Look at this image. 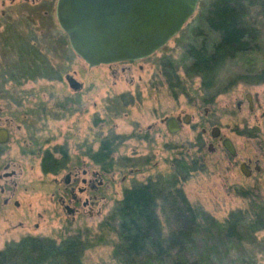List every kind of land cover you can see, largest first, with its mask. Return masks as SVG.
<instances>
[{
    "label": "rangeland",
    "instance_id": "374dc122",
    "mask_svg": "<svg viewBox=\"0 0 264 264\" xmlns=\"http://www.w3.org/2000/svg\"><path fill=\"white\" fill-rule=\"evenodd\" d=\"M207 1L199 0L195 13L165 46L149 59L132 64L130 82L127 73L120 70L122 64L90 69L60 43L58 35L64 34L54 11L47 19L42 11L31 10L29 1L0 0V126L10 130V139L0 146V249L25 235L56 242L79 235L86 242L84 264H119L113 254L117 236L102 222L125 188L150 177L163 187L178 181L176 185L197 211L190 262L264 264V227L255 231L249 227V222L257 219L264 224V170L246 177L237 166H228L221 151H206L202 163L184 164L183 158L196 151L190 126L170 134L160 121L182 109L195 112L187 106L186 94L193 95L197 82L186 81L184 96L174 101L173 91L162 84L165 77L157 76V72L171 66L183 77L182 69L190 62L187 45L205 44L209 48L217 39L216 34L201 26L198 17ZM253 17L258 35L256 51L248 57L228 60L209 90L210 95L223 93L217 97L219 107L246 89L244 83L231 86L227 85L229 81L238 74L264 68V17L258 13ZM59 51L65 55V66L58 78L48 65H56ZM67 74L83 83L79 96L69 88ZM130 99L134 102L126 101ZM74 100H79L80 115L74 114ZM57 104L63 105L62 110ZM233 117L225 116L221 109L217 115H209L223 125L231 124ZM154 124L155 131L149 136H133L135 130L145 131ZM18 125L23 127L17 129ZM223 132L232 138L240 156L254 152L256 140L226 129ZM116 135L119 137L106 139L114 141L115 151L113 174L105 175L108 186L99 192L105 199L72 220L59 201L66 171L55 175L48 171L50 168H42L44 152L63 145L65 153L54 156L61 159L63 155L71 163L81 156L78 143L95 139L98 148L101 139ZM3 172L15 173L2 177ZM4 199H8L6 204ZM231 212H241L245 218L237 228L238 237L228 236L224 226Z\"/></svg>",
    "mask_w": 264,
    "mask_h": 264
},
{
    "label": "trees",
    "instance_id": "16d2710c",
    "mask_svg": "<svg viewBox=\"0 0 264 264\" xmlns=\"http://www.w3.org/2000/svg\"><path fill=\"white\" fill-rule=\"evenodd\" d=\"M253 13L264 17V0H208L206 9L198 17L202 20L201 26L216 34L217 39L209 48L204 44L187 45L190 62L184 66L186 73L191 75L192 69L197 70L208 77L207 87H211L212 76L228 60L248 57L256 51L258 35ZM113 151L114 146L103 140L96 153L97 162L102 166L113 165ZM187 161L195 163L191 160L183 163L188 164ZM51 169L48 171L56 172ZM177 182L169 187H163L158 180L135 185L125 190L114 204L102 224L117 236L113 254L119 264L194 263L189 258L195 247L198 214ZM244 220L241 212H231L224 223L227 235L238 237L237 228ZM261 221H250L249 227L254 231L262 229ZM85 248L86 242L79 235L59 242L25 235L0 249V264H84Z\"/></svg>",
    "mask_w": 264,
    "mask_h": 264
},
{
    "label": "flooded vegetation",
    "instance_id": "af4514ba",
    "mask_svg": "<svg viewBox=\"0 0 264 264\" xmlns=\"http://www.w3.org/2000/svg\"><path fill=\"white\" fill-rule=\"evenodd\" d=\"M26 1H29L31 10L42 11L43 17L47 19L52 16V11H54L58 23L56 15L58 0H23V2ZM59 28L64 34L61 36L58 35V38L60 40L59 42L68 47L71 53L81 58L73 50L72 46L70 45L68 35L60 27V25ZM57 53L56 55L58 57V60L56 65L50 63L48 67L53 72V74L59 78L60 72L64 69L65 66V55L61 51H59L58 54ZM153 54L137 60H126L101 65H107L111 68L113 65L117 66L119 64H122L120 70L124 73H127V78L130 80V82H132V64L147 60ZM83 61L90 69L95 67L90 66L85 60ZM153 67L154 69L156 68V66ZM139 68L142 69L143 66L139 65ZM221 70L222 67L217 72H215L214 76H212L211 87H207L208 77L203 76L202 73L198 72L195 69H192L191 75H188L186 73V68H183V77L179 75L175 67L170 66L165 67L164 71L159 70L157 72V76L160 77L161 75H163L165 77V82H163L162 84L166 85L171 91H173V94L175 95L174 101H178L180 95L184 96L183 91H185L186 81H190L191 83L197 82V86L193 91V95L186 94V96H188L186 102L187 106L194 109L195 112L187 113L184 109H182L179 112H176V114L163 117L160 121L165 125L167 132L170 133L167 129V121L170 118L173 120L174 127L177 128V131L170 134L179 133L184 129V127L190 126L192 130L191 132L194 134L192 135V137L196 139L194 143L196 145V151L194 152L193 156L188 154V157H184L183 160L189 159L196 163H202L205 160L206 151L211 153L221 151L223 152L224 156L227 157L229 167L237 166L239 168V171L244 176L249 178L257 176L264 170V74H261L264 68H262L260 71H249L250 73L248 72L238 74L233 80L229 81L227 85L231 86L244 83L246 89L240 92L238 95L229 98L227 102H224V104H221L219 107L216 104L217 97L219 95H222L223 93L218 92L210 95L209 90L213 88ZM70 76L75 78L73 74H71ZM154 78H156V73L154 75ZM75 79L80 83V87H78V89L76 90L72 88L71 89L79 96L83 87V83L80 82L77 78ZM156 84L158 85V83H155V87ZM126 101L134 102L133 99ZM66 104L69 106L70 103L66 102ZM72 105L74 107V114L80 115L79 100H74L72 102ZM56 107L62 110L61 108H63V105L57 104ZM219 109H221L225 116H234L231 124L227 123L223 125L222 123H219V121H214L209 118L210 114L217 115ZM11 121L12 120H10V122ZM21 127L23 126L18 125L17 129H21ZM155 128V124L149 125L147 127V130L145 131L139 128L138 130L134 131L133 136L141 137V134H143V137H147L150 133L155 131ZM2 129L7 131V137L5 142H0V146L6 144L10 139L9 128L0 126V130ZM224 129L228 130L230 133H237L240 135L248 136V138L250 139L256 140L254 145V152L251 155L240 156L234 141L228 135V133L223 132ZM118 137L119 136L116 135L113 137L111 136L105 139H101L98 148L96 147L95 139L84 141L83 143H78V149L81 156H78L76 158V161L71 163H69L68 158L66 159L62 154V156H60L62 157L61 159H58L54 156L55 153H65L63 145H61L59 149H55L54 151L46 150L44 152V156L43 158H41L42 168L48 167L52 168L51 170H56L55 175L59 174V172L62 170L66 171L62 180L64 193L62 196H59V201L64 212L67 215L71 216L72 220L76 216H78L81 211H87L86 209H91L92 207L99 205L100 201H103V199H105V197L100 195L99 192L101 188H103L104 186H108V181L104 180V177L107 174H113V165L112 163L105 166L99 164L96 159V153L101 148L103 140ZM1 138L2 137L0 136V139ZM225 139H229L232 142L234 154H231L224 147ZM107 141L113 146L115 145L113 140ZM124 162L127 163V160ZM97 166H100V170L96 169ZM7 168L8 166L6 165L4 167V170ZM14 173L15 172H3L2 177L13 176ZM52 174H54V172ZM111 179H113V177H111ZM54 181L56 183L59 182L57 180V177L54 178ZM151 181H156V179L149 177L146 181L135 183L131 187L125 188L124 191L132 188L135 185L146 184ZM7 202L8 199H4V203L6 204ZM14 203L15 205H18V202L15 201ZM98 213H100V210H98Z\"/></svg>",
    "mask_w": 264,
    "mask_h": 264
},
{
    "label": "water",
    "instance_id": "95a60500",
    "mask_svg": "<svg viewBox=\"0 0 264 264\" xmlns=\"http://www.w3.org/2000/svg\"><path fill=\"white\" fill-rule=\"evenodd\" d=\"M199 0H58L56 15L73 50L90 66L147 57L177 35ZM70 88L80 83L67 75ZM167 129L175 133L173 120ZM0 142L7 131L0 130ZM224 147L234 154L232 142Z\"/></svg>",
    "mask_w": 264,
    "mask_h": 264
}]
</instances>
